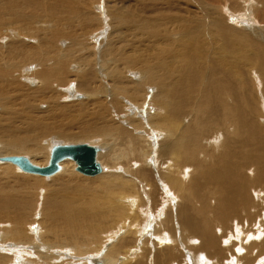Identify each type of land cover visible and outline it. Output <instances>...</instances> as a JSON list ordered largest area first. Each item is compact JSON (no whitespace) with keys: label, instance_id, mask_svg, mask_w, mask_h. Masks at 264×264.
Masks as SVG:
<instances>
[{"label":"bare ground","instance_id":"obj_1","mask_svg":"<svg viewBox=\"0 0 264 264\" xmlns=\"http://www.w3.org/2000/svg\"><path fill=\"white\" fill-rule=\"evenodd\" d=\"M76 1L0 0V177L10 176L9 188L0 185V264H197L205 256L225 258L220 245L228 220L245 238L236 263L264 264V104L262 112L259 107L260 98L264 103V48L258 44L264 42V0L252 11L260 26L251 11L230 15L245 29L226 24L214 12L220 0H202L208 7L191 17L182 7L187 0H159L167 15L157 17V26L168 29L162 35L143 30L136 35L152 40L155 48L156 42L165 47L148 67L135 70L134 81L126 70L136 69L135 61L108 75L103 67L104 55L111 52L108 39L121 32L108 30L127 20L123 9L115 11L116 4L104 8L109 27L99 36L102 55L95 59L93 50L88 67L71 64L68 47L80 42L64 39L74 16L88 13L76 10ZM191 2L200 5L201 0ZM245 33L257 36L250 40ZM202 38L210 42L206 50ZM248 46L257 59H230L233 52L243 56ZM91 69L103 88L91 87ZM24 71L35 78L27 85L21 84ZM107 77L114 82L108 84ZM23 87L31 91L15 90ZM70 87L74 90L66 94ZM118 99L133 113L119 115ZM146 101L154 112L147 111L143 121L137 110ZM43 102L40 111L35 103ZM70 103H76L73 110ZM107 105L120 123L109 120ZM39 112L45 116H36ZM132 121L145 122L148 131L135 135L127 126ZM74 123L81 130L75 136L68 133ZM92 132L104 149L91 146L97 174L80 173L68 158L46 177L22 169L24 162L39 168L49 164L57 146H50L51 138L89 141ZM152 140L156 165L147 161ZM155 173L162 177L158 185ZM165 189L176 203L168 196L157 208ZM144 202L157 217L151 227L144 225L150 218ZM135 247L140 251L132 252Z\"/></svg>","mask_w":264,"mask_h":264},{"label":"rangeland","instance_id":"obj_2","mask_svg":"<svg viewBox=\"0 0 264 264\" xmlns=\"http://www.w3.org/2000/svg\"><path fill=\"white\" fill-rule=\"evenodd\" d=\"M249 1L250 0H231V2H230V0H220V3H223V4L221 5L218 2L217 4L213 5L214 6L213 10L215 13L218 11L219 14H221L226 19L225 23L228 25L230 24L231 26H232V24H234L235 21H233V19L230 20L231 19L230 15L243 17V16H245L246 11L247 12L251 11V17H253L256 20V18L254 17V12H252V11H255L256 9L260 8L259 1L258 0H252V1H250V3H249ZM108 3H109V6H113L114 4H116L114 7L116 12L123 9V12L126 15L125 19H127L124 21V22H126V24H123L120 27H115L112 31L108 30L109 23L107 21L108 19L106 18L107 16L104 14L105 5ZM232 3L236 4L232 7L233 9L230 7V5H232ZM75 6H76V10H85L88 13L85 15V17L74 16L73 23L70 26L71 27L70 32L66 34L67 38L64 39V40L69 41L72 38H76L75 40L76 41L79 40V42H80L74 48L72 46L68 47L69 50H71L69 53V58H68V59H70L71 64H81L82 63L86 67L90 66V64L92 62V58H94V57H92V51L93 50L95 51V54H94L95 59H98V56L100 54L102 55L101 50L98 48V45L101 46V44H98V41L100 39L99 36H101L102 33H104V32L106 33V30H108V33L109 34L111 33V35H112L114 30L121 29V32L114 34L107 41V43H109V45L107 46L106 50H110L111 52L104 55V59H102L103 60V67H104L105 73H107V75H108L111 73H118V72L124 70L125 69L123 67L124 62H126L128 60L135 61L134 65L136 66V69L126 70V75H127L126 77L130 78L131 80H132V78H134L136 80L137 75H136L135 70L141 71L145 67H148L151 64L152 59H158V55L160 54L161 50L165 47V45L162 44L161 42H156L157 46L155 48L152 40H145V36L138 37L136 35V32L142 31V30L147 32L148 34L155 33L157 35H162L165 33L164 31L168 29V28H161V27L157 26V23H158L157 17L162 15L163 13H165L164 15H167V12L165 11L164 5L159 0H154L152 3L141 1V0H109V1L108 0H77L75 3ZM96 6L98 8L97 10H96ZM221 6H223V7H221ZM182 7L184 10H186L184 15L186 17H191V16H194L197 11H199L200 14H202V12L208 7V3H205L204 1L201 0L200 5H194L191 2V0H187L186 4ZM198 7H199V9H198ZM240 10H241V12H240ZM89 12H91V15L89 14ZM104 15H105V17H104ZM99 20H100V22H99ZM256 21H257L258 26H260L261 24L259 25V23H258L259 21L258 20H256ZM103 23H104L105 27L103 26ZM235 23L243 27V24H239L240 21H237ZM245 24H247V22ZM102 28H104V29H102ZM243 29H245V28L243 27ZM261 29H264V28H261ZM99 30H102V31H99ZM245 34H247L248 39H250V40H254L257 36V33L256 34L245 33ZM209 35H210V33H209ZM216 40H217V43L221 42V38H219L217 36H216ZM201 41L203 43L201 45L204 47V50L208 49L210 46V42L207 41L205 38H202ZM26 42L27 43H30V42L35 43L36 41H26ZM258 44L260 47L264 48V42H258ZM63 46H65V44H63ZM121 59L123 60V62L120 61ZM230 59H234V61H236L237 59H257V53H256V51H254L251 48V46H248L245 49L243 56H241V54L238 52H233L230 55ZM98 64H99V61L97 63V69L99 70ZM245 68L247 69V71H249V67H245ZM23 73L25 74V76H22L23 78L21 79V82H22V83L20 82L21 84L24 83L27 85V82H29L27 79H30V77H31V79H35L34 77H32L31 74H27L25 71ZM253 73H254V70H253ZM132 75H135V76L132 77ZM72 76H73V74H72ZM88 77L91 81V87L93 89L103 88L102 87L103 84L97 80L96 76L94 75V71L92 69L89 71ZM67 80L68 79L63 80V83L65 84ZM70 80H75V79L72 77ZM106 81L108 84H111L114 82L113 79H111L110 77H107ZM132 81H134V80H132ZM70 88L66 89V91H67L66 94H68V93L71 94L70 92H72L74 90V88H71V89ZM150 88L152 89V87H149V89ZM151 89H150V91H153ZM15 90L18 92H27L28 93L31 91V87H23V88L15 89ZM146 90H148V89L146 88ZM250 90L253 92L252 88H250ZM121 97H123V96H121ZM68 100H69V97H67V100L61 99V101H64V102L65 101L67 102ZM122 101H123L122 99H118L116 102V105H115V109L117 108L116 111L118 112V114L121 115V113H123V112L124 113L127 112V114H132L133 112H130L129 108H127V105L126 104L124 105L125 102L123 101L124 102L123 103ZM44 102L40 103V104L35 103V105L38 106V109L40 111L45 109ZM259 102L261 104V106H259L261 108L260 112H262L263 111L262 106L264 103H263V100L261 98H260ZM75 104L76 103L67 104V107H69L73 110V105H75ZM107 107L109 108V114H110L109 117H111L109 120L111 122L113 121L112 123L115 122L114 124H117L120 120L118 119V117L113 112H110V111H112L111 105H107ZM153 108H154V106L149 101H146L144 103V105L140 109L137 110L138 115L144 116V117H141L144 121L146 119L145 116L147 114V111H149L151 109L154 112ZM130 109L132 110V108H130ZM35 115L36 116H42V117L45 116V114H42L40 112L35 114ZM119 117L121 119V116H119ZM109 124H111V123L108 121L106 124L99 125L98 127L108 126ZM127 126L133 130V133H135V135H138V136L143 135L144 131H148V129H149L145 125V122H143V125L141 126L139 121H137V123H136V121L135 122L132 121V123L131 122L127 123ZM139 126L142 128H139ZM80 131L81 130L79 129L78 125L76 123H74L71 130L68 133H70L69 135L75 136L74 134L77 132H80ZM149 133H150L149 138H151L152 137V135H151L152 131H150ZM90 137H92V138H90L89 141L86 140L87 143L85 140H78L75 142H73V141L66 142V141L62 140V138H55V137H53L54 139L53 138H51V139L47 138V140L50 139L49 144L51 147H53L54 145H61V144L76 145V144L86 143L85 145H89V144H90V146L94 145V147H97L99 149V152L102 153L104 150V149L102 150V148H101V146H103L102 145L103 142H102V140H100V137L98 136V134L92 132L90 134ZM83 138H87V137L84 136ZM154 138H155L156 143H157L159 137H154ZM78 139H80V138H78ZM44 141H45V139L42 140V146L43 147H45ZM153 141L154 140L150 141L149 153H151V155H149V157L147 158V161L149 163L153 162L154 165H156L155 162H158L157 157L156 156L154 157V155H152L153 149L156 148V147H154L155 141L154 142ZM99 142L101 143V145L99 144ZM132 168H134V167H132ZM114 172H118L117 168L114 169ZM118 173H120V172H118ZM31 174H33V173H31ZM159 175L160 174H158V173H155V175H154V179H155V182L157 183V185L159 184L160 180H162L161 179L162 177H160ZM8 177L10 178V176H8ZM8 177H0V185L1 186L9 188V185L7 182ZM10 182H13L12 179H10ZM168 192L169 191H167L166 189L161 192V194H160V195H162L161 201L158 203L157 208L158 207L161 208L164 205V201H167V200L169 201L168 196H170L172 194H170ZM170 198H171V196H170ZM174 199L171 198L173 204L176 203V202H174L175 201ZM144 204H145V206H143V208H144L143 210H147L148 211L147 215L150 217L149 220H147L148 223L144 222L145 223L144 225L151 227L150 225H152V223L156 220L157 217H156V214L154 216L151 213H149L150 211H152V206H150V203L144 202ZM37 210H39L38 207L36 208L35 213L37 212ZM37 216H39V215H37ZM37 216H36V219H37ZM33 224L34 223H31L29 226H32ZM144 225H143V227H144ZM236 226L237 225L234 226V224L231 225L230 220H228V227L226 228L227 231L224 234V242L220 245L221 246L220 248L222 250H224V253L225 252L227 253L226 256H224L225 258H223V257L220 258L218 256H214V257L205 256V257H201V258L195 260L197 262V264H204V263L205 264H215L216 261H217L216 264H218V263L220 264V262H221V264H237L235 257L239 256L238 258H241L240 256H242V255L238 254V252L242 251L241 249H243V248H242V246H240V244L242 243V241L245 240V238L242 237L241 234H239L238 231H236V229H234V228H236ZM216 228H218V227H216ZM219 231L220 232H218L216 234H220L222 232V230H220V229H219ZM235 231L238 234H234ZM233 234L236 236V239H234L232 237ZM228 235L231 238H229ZM226 240L229 242H227ZM228 243L229 244L233 243V244H231V246H229ZM110 244L111 243H108L106 245L109 246ZM231 247H233V248H231ZM135 248H132V250H133L132 252L140 251L138 247H135ZM225 249L226 250L228 249V250L226 251ZM234 251H235L236 256L232 255V254H234L233 253ZM24 252H26L25 254H26L27 258L36 259V257L34 255H32V253L27 252V251H24ZM188 252H191V254H195V252H192L191 248H189V247H188ZM62 255L65 256L64 254H59L58 256H62ZM23 258H24V256H23ZM188 258L191 260V257H188ZM210 258L212 259V261ZM260 258L263 259L264 254ZM67 259H69V258H67ZM67 259H64V261H66ZM77 261H79V259L74 260L73 263H78ZM186 262H187L186 264H192L191 261L187 260Z\"/></svg>","mask_w":264,"mask_h":264},{"label":"water","instance_id":"obj_3","mask_svg":"<svg viewBox=\"0 0 264 264\" xmlns=\"http://www.w3.org/2000/svg\"><path fill=\"white\" fill-rule=\"evenodd\" d=\"M96 149L85 144L57 145L53 148L49 164L45 167H33L27 162L21 164L22 169L33 174L49 176L57 171V164L64 159H71L77 164V171L85 175H95L99 172L94 162Z\"/></svg>","mask_w":264,"mask_h":264}]
</instances>
